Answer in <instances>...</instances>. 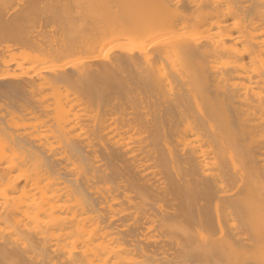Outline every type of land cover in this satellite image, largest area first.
<instances>
[{
    "label": "bare ground",
    "instance_id": "6f19581e",
    "mask_svg": "<svg viewBox=\"0 0 264 264\" xmlns=\"http://www.w3.org/2000/svg\"><path fill=\"white\" fill-rule=\"evenodd\" d=\"M0 264H264V0H0Z\"/></svg>",
    "mask_w": 264,
    "mask_h": 264
}]
</instances>
